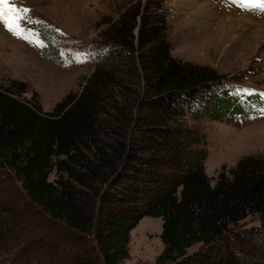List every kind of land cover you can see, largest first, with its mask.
Wrapping results in <instances>:
<instances>
[{"label": "trees", "instance_id": "1", "mask_svg": "<svg viewBox=\"0 0 264 264\" xmlns=\"http://www.w3.org/2000/svg\"><path fill=\"white\" fill-rule=\"evenodd\" d=\"M108 29L82 91L51 112L19 98L25 84L0 86V264H120L144 217L162 220L156 264H264V157L241 159L212 185L206 154L192 149L205 137L185 127L258 115L264 99L173 58L147 5ZM50 40L44 55L59 65ZM133 112L129 137L116 119ZM32 209L51 233L32 225ZM250 218L259 225L244 228Z\"/></svg>", "mask_w": 264, "mask_h": 264}, {"label": "rangeland", "instance_id": "2", "mask_svg": "<svg viewBox=\"0 0 264 264\" xmlns=\"http://www.w3.org/2000/svg\"><path fill=\"white\" fill-rule=\"evenodd\" d=\"M9 3L23 16L20 23L28 40L17 38L0 22V86L5 88L12 82L25 84L27 92L19 98L25 103L38 102L43 112H51L65 95H78L82 91L98 65L96 47L105 39L110 25L128 7L139 6L142 10L146 5L152 15L163 18L165 39L173 58L212 70L225 79L228 87L240 93H257L264 99L263 7L245 10L238 0H9ZM47 38L59 51V65L44 55L43 49L50 46ZM13 87L18 90L16 85ZM135 115L136 112L124 113L116 119V127L126 129L129 137L131 133L138 135ZM185 127L205 137V147L194 145L192 149L206 154L204 168L213 179L212 185L220 171L228 173L241 159L264 157V112L222 122L188 119ZM19 185L16 182L18 190ZM149 189L153 193L154 188ZM27 215L33 219V226H39L40 234L53 230L40 211L32 209ZM254 225L259 223L250 218L243 226ZM161 231V219L144 217L131 231L128 258L120 264H156L163 250ZM196 251L198 247L188 255Z\"/></svg>", "mask_w": 264, "mask_h": 264}, {"label": "snow or ice", "instance_id": "3", "mask_svg": "<svg viewBox=\"0 0 264 264\" xmlns=\"http://www.w3.org/2000/svg\"><path fill=\"white\" fill-rule=\"evenodd\" d=\"M243 4L248 7H264L262 0H243ZM22 19L23 16L17 14V8L10 6L9 0H0V22L4 24L7 31L16 35L17 38L28 40L20 23Z\"/></svg>", "mask_w": 264, "mask_h": 264}]
</instances>
